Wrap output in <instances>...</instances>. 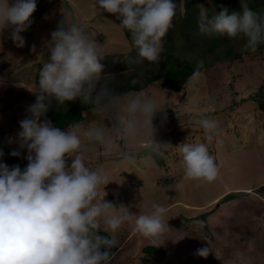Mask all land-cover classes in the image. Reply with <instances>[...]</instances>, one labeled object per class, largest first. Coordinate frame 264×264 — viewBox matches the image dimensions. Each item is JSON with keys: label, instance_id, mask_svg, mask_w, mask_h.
<instances>
[{"label": "rangeland", "instance_id": "rangeland-1", "mask_svg": "<svg viewBox=\"0 0 264 264\" xmlns=\"http://www.w3.org/2000/svg\"><path fill=\"white\" fill-rule=\"evenodd\" d=\"M178 1L183 13V3L190 0ZM194 1L203 13V7L211 0ZM37 3L46 11L23 32V48L9 42L10 30L0 35V126L4 134L10 130L18 137L20 122L30 117L28 108L36 101L38 86L33 84L30 75L18 74V68H25L24 74H31V70L36 73L43 66L49 59L43 49L44 42L65 16L66 22H78L101 45L103 74L113 77L111 89H127L137 83L138 91L124 94L140 93L154 98L164 110L154 118L158 143L173 147L185 142L205 143L219 168L216 180L211 183L187 178L178 148L153 151L150 137L146 135L135 140L118 135L112 114L93 109L83 112L79 124L85 128L103 127L109 130L113 140V149L106 154L103 145L82 139L88 165L106 174L110 182L105 187L106 201L114 202L117 207L123 205L132 214L150 213L152 205L157 203L169 209L165 219L170 229L158 238L138 233L134 221L125 222L113 234L119 245L112 264H264V149H246L247 145L238 148V144L264 145V133L260 135V128L264 126V109L260 106L264 104V93L261 94L264 49L229 61L208 56L201 76L187 80L179 92L173 93L162 89L160 81L149 82V71L141 69L159 63L162 55L159 62L136 63L127 42L121 45L125 37L122 28L117 27L120 25L118 14L99 9L95 0H37ZM177 34L176 31L167 33L163 47L166 38L172 39ZM33 45L35 52L31 50ZM232 45L239 51V43ZM186 51L187 54L173 49V56L187 61L193 52ZM217 52L224 57L222 49ZM243 101L249 104L242 107ZM77 102L80 100L67 102L65 106L53 102V108L59 113ZM243 110L245 117L240 115ZM14 113L10 119L9 115ZM165 113L166 119H163ZM203 119L214 120L218 134L206 133L199 123ZM241 126L260 130L259 137L245 138L244 131L237 132ZM17 137L13 144L19 148ZM154 154L164 160L162 167L154 161ZM24 155L27 156L26 149L21 159ZM22 163L26 167L27 160L24 158ZM203 247L210 249L206 258L196 255L197 249ZM149 248L156 253L161 250L163 254L144 252Z\"/></svg>", "mask_w": 264, "mask_h": 264}, {"label": "clouds", "instance_id": "clouds-1", "mask_svg": "<svg viewBox=\"0 0 264 264\" xmlns=\"http://www.w3.org/2000/svg\"><path fill=\"white\" fill-rule=\"evenodd\" d=\"M95 3L105 12L118 14L121 24L117 27L130 33L140 58L160 61L163 38L176 15L174 0ZM241 9L229 13L225 7L218 14L204 13L198 29L203 34L243 38L244 49L255 51L264 43V16L244 4ZM36 10L37 0H0V35L10 30L13 43L23 48L22 33L31 26ZM100 47L78 22H66L65 16L44 42L49 59L39 73L36 101L28 108L30 117L20 122L19 148L11 152L19 157L26 149V167L8 166L0 149V264H112V250L119 245L113 234L125 222L134 221L137 232L145 237L158 238L170 229L165 219L169 209L164 205L153 204L147 214H132L125 206L106 201L105 187L110 182L106 174L88 165L82 139L103 145L110 154L113 140L109 130L81 124L68 129L54 126L47 116L53 102L65 106L80 100L96 112L110 113L118 135L127 140L146 135L153 151L178 148L187 178L211 183L218 176V165L205 143L173 147L156 141L154 118L164 110L154 98L112 91L113 77L103 74ZM31 50L35 52L36 46ZM201 74L198 65L190 79ZM162 118L166 119V113ZM199 123L209 135L218 134L214 120ZM209 251L203 247L196 255L206 258Z\"/></svg>", "mask_w": 264, "mask_h": 264}, {"label": "trees", "instance_id": "trees-1", "mask_svg": "<svg viewBox=\"0 0 264 264\" xmlns=\"http://www.w3.org/2000/svg\"><path fill=\"white\" fill-rule=\"evenodd\" d=\"M174 2L177 4L176 15L174 17L172 27L169 29L168 33L170 35V33L176 31L178 34L172 37V39L169 37L168 39L166 38V44L164 45L163 53L161 54L162 61L153 64L152 66L141 68L144 71H149V73H147V77L150 76L148 79L149 82L160 81V87L162 89L171 91L173 93L179 92L183 88L186 81L190 79L198 65L200 66V71L205 69L207 66L205 65V61L208 56L214 55L215 58L213 59L218 61H229L233 60V58L240 59V56L242 55L245 56L253 52H261L264 49V43H262L255 51H246L244 49L245 40L243 38H231L226 34L218 33L208 35L201 33L198 29V21L202 14L207 13L208 15H211L213 12L218 14L222 8L225 7L229 9V13L232 11L239 12L242 10L241 4H244L252 9L255 13L264 16V0H211L210 3L203 7V13L198 7L197 2L194 0L185 1L183 3V13L180 12L179 1L174 0ZM45 11L46 9L40 3H37V10L31 17L32 22H37L45 13ZM119 23L121 24V20ZM122 30L124 31L125 38L121 41V45L127 42V46L131 47V56L134 58V60H136V63H140L141 61L144 62V59L138 56L137 50L132 46L130 33L126 29L122 28ZM9 42H13L11 38H9ZM235 42L240 44L239 51H235V49H233L232 44ZM173 49L180 50V52L184 51L186 54V49H188L191 50L193 54L188 57L187 61L182 62L179 61L180 59H176L173 56ZM218 49L223 50L224 57L218 56ZM41 68L42 66H39L36 73L33 71V74H35L34 83L36 86L39 85V73ZM139 89V85L137 83H133L129 85L127 89L123 87L122 89L114 87V89L111 90L118 94H124L129 91H138ZM90 109H93L92 105L77 102L71 104L70 107L65 108L63 112L59 113L56 109L52 108L47 116L54 126L61 127L62 129H68L74 124H79L82 121L83 112ZM5 136L6 134H4V131L0 126V149H2L4 152L3 162L10 167L19 165L21 169H23L21 157H13L11 155V152L14 149L11 147ZM152 156L154 157V161L162 167L164 160L160 158L158 154H154ZM112 203L114 204V202ZM100 234L106 235L105 233ZM117 250L118 247L112 250L113 256L116 254ZM153 250V248H149L145 249L144 252L148 254H163V251L161 250H158L157 253L154 252L156 250Z\"/></svg>", "mask_w": 264, "mask_h": 264}, {"label": "crops", "instance_id": "crops-1", "mask_svg": "<svg viewBox=\"0 0 264 264\" xmlns=\"http://www.w3.org/2000/svg\"><path fill=\"white\" fill-rule=\"evenodd\" d=\"M36 61H37V60H36ZM25 64H26V63H25ZM25 64H24V66H25ZM25 71H27V69L22 68V67H19L18 70H17V73L20 74V75H22V76L30 75V77L33 79V84L35 85V83H34V74H33V71L31 70L32 72H31V71L29 72V73H31V74H24ZM31 75H32V76H31ZM23 79H27V78H23ZM263 93H264V91H263L261 94H263ZM259 94H260V93H259ZM250 100H254V98H253V97H250ZM254 101H255V100H254ZM246 102H247V101H246ZM251 102H252V101H251ZM262 102H263V101H262ZM242 103H243V106H242V107L247 106V105L249 104V103H248V104L245 103V101H243ZM263 103H264V102H263ZM246 104H247V105H246ZM260 106L262 107L261 109H264V104H263V105L260 104ZM244 112H245V110H243V111L240 112L241 117H245V116H246V115L244 114ZM15 115H16V113H14V115L11 114V115H9V118L11 119V118L14 117ZM263 118H264V116H263ZM15 120H16V119H15ZM239 121H240V120H239ZM262 124L264 125V121H263ZM251 128H253V126L250 127V128H248L249 130H248V129H244V127L241 126V128H237V132L240 133V132H243V131H244L245 133H244L243 136H244L245 138L250 137L251 135H255L256 137H259V131H260V130H261L260 135H262V134L264 133V126H262V127L260 128L259 131L253 130V129H251ZM250 130H251V131H250ZM9 131H10V130H8V132L6 133V136H5V137H6V139H7V136H10L9 141H12V143H9V144H10V145H13V146H14L13 148L16 149V150H18V147H17L16 145L13 144L14 139H15V137H17V136H15V134H13L14 132H11V131L9 132ZM251 133H252V134H251ZM17 139H18V137H17ZM7 140H8V139H7ZM9 141H8V142H9ZM256 142H258V141H256ZM242 145H247V146H246V149H248V148H249V149H251V148H255L256 150H259V148H263V149H264V147H263L264 145H263V146H260V145H259V146H256V145H253V146H252V145H248V144H238V148L241 147ZM238 148H237V149H238ZM237 149H236V150H237ZM253 152H255V151L253 150ZM24 158H25V160H27L25 155H24ZM24 158H23L22 160H24ZM259 159H261V157H259ZM25 162H26V161H25ZM260 185H261V184H260ZM257 186H258V185L254 186L253 189H256ZM219 197H220V196H218V199H219ZM117 253H118V252H117Z\"/></svg>", "mask_w": 264, "mask_h": 264}]
</instances>
